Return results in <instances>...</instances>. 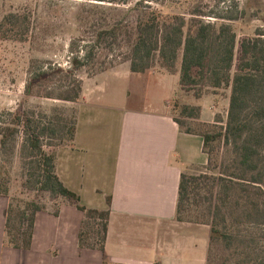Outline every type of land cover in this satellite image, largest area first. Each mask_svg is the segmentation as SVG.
Segmentation results:
<instances>
[{
  "label": "trees",
  "instance_id": "16d2710c",
  "mask_svg": "<svg viewBox=\"0 0 264 264\" xmlns=\"http://www.w3.org/2000/svg\"><path fill=\"white\" fill-rule=\"evenodd\" d=\"M82 1L129 4V0ZM153 1L137 0L134 5L138 22L129 54L131 71L145 74L157 63L168 73L179 72V83L185 89L201 85L214 89L231 87L225 126H220L222 122L218 118L214 124L200 123V130L185 131L202 137L208 170L212 166L211 147L223 143L228 153L217 174H182L177 220L209 226L211 242L232 249L241 240L229 230V224L264 226V34L242 41L241 57L234 71L237 34L230 25L205 21L203 15L196 13L188 20L182 15H165L149 6H145L147 11L140 8ZM0 30L5 39L26 42L31 32L29 17L26 13L11 12L3 18ZM119 31L117 27L100 31L98 41L116 42ZM94 55V50L83 56L77 54L67 68L51 62H34L25 87L26 96L78 102L84 88L79 73L93 62ZM182 114L185 119L200 120L201 107L184 106ZM175 121L184 128L183 121ZM77 124V115L70 118L60 113L50 118L42 112L27 111L21 105L0 116V155L15 153L19 146L24 166L38 191L60 197L83 213L79 247L106 255L110 210L85 206L56 172L58 150L75 142ZM2 164L0 159V196L7 197L10 187L3 179ZM45 209L36 202H27L24 206L8 204L6 245L16 250H30L36 215ZM55 214H59L58 209ZM104 264H109L107 256Z\"/></svg>",
  "mask_w": 264,
  "mask_h": 264
},
{
  "label": "crops",
  "instance_id": "0c3cea01",
  "mask_svg": "<svg viewBox=\"0 0 264 264\" xmlns=\"http://www.w3.org/2000/svg\"><path fill=\"white\" fill-rule=\"evenodd\" d=\"M175 75L137 74L130 66L84 82L75 142L58 150L56 172L85 206L110 210L106 255L79 247L84 215L64 200L58 215L37 213L30 250L10 248L8 203L0 202V264H104L106 256L109 264H207L211 228L177 220L181 176L208 157L202 137L187 134L170 112ZM110 78L132 82L146 100L108 86ZM194 105L203 119L205 108Z\"/></svg>",
  "mask_w": 264,
  "mask_h": 264
},
{
  "label": "rangeland",
  "instance_id": "374dc122",
  "mask_svg": "<svg viewBox=\"0 0 264 264\" xmlns=\"http://www.w3.org/2000/svg\"><path fill=\"white\" fill-rule=\"evenodd\" d=\"M136 1L129 0L127 5H112L82 0H0V24L11 12L26 13L31 31L26 42H18L5 39L0 30V116L22 105L27 111L37 114L42 112L50 118L60 113L75 117L82 98L76 103H65L36 95L26 96L25 87L33 63L51 62L67 68L75 55L83 56L89 50H94L93 62L79 73L83 82L90 83L92 78L98 80L113 70L122 73L128 71L131 66V42L135 39L138 22V13L134 10ZM145 6L165 15H182L189 20L196 13L203 15L205 21L230 25L237 34L234 71L241 57L242 41L264 34V0H154L140 8L147 11ZM115 27L120 29L116 42L112 39L98 41L100 31ZM177 68L179 70L180 64ZM146 74L174 75L163 70L157 63ZM175 76L180 79L179 72ZM107 83L108 86L119 88L125 95L129 88L132 92L130 99L136 96L144 102L147 98L132 82H115L110 78ZM198 94H201L200 98ZM171 95L167 99L172 98ZM230 97L231 87L214 89L201 85L189 90L182 88L179 83L178 93L168 103L174 119L185 123L182 130H200V123L214 124L218 118L222 122L220 126L226 125ZM126 98L123 103H126ZM134 101L138 102V99ZM197 102L205 108L203 119L202 107L200 120L185 119L183 107H200L194 105ZM209 152L212 158L211 171L206 165L193 168L187 174L219 173L228 151L223 143H216ZM0 159L4 166L3 179L9 182L10 187L9 195L0 196V202H13L20 206L36 202L46 209H58L63 199L38 191L35 180L30 179L28 169L24 166L19 146L15 153L1 154ZM228 228L241 241L232 249H226L221 243L211 242L210 239L207 264H264V226L229 224Z\"/></svg>",
  "mask_w": 264,
  "mask_h": 264
}]
</instances>
